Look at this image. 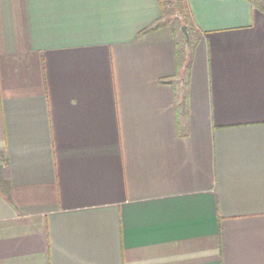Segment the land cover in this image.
I'll use <instances>...</instances> for the list:
<instances>
[{
	"label": "crops",
	"instance_id": "crops-1",
	"mask_svg": "<svg viewBox=\"0 0 264 264\" xmlns=\"http://www.w3.org/2000/svg\"><path fill=\"white\" fill-rule=\"evenodd\" d=\"M162 1L0 0V264H264V12Z\"/></svg>",
	"mask_w": 264,
	"mask_h": 264
},
{
	"label": "rangeland",
	"instance_id": "rangeland-1",
	"mask_svg": "<svg viewBox=\"0 0 264 264\" xmlns=\"http://www.w3.org/2000/svg\"><path fill=\"white\" fill-rule=\"evenodd\" d=\"M167 2V12L169 13V22L173 24L178 34L179 53L182 55V59L187 60L190 53L189 43H185V36L181 31L180 16L184 15L183 0H165ZM183 10V11H182ZM180 13V14H179Z\"/></svg>",
	"mask_w": 264,
	"mask_h": 264
},
{
	"label": "trees",
	"instance_id": "trees-1",
	"mask_svg": "<svg viewBox=\"0 0 264 264\" xmlns=\"http://www.w3.org/2000/svg\"><path fill=\"white\" fill-rule=\"evenodd\" d=\"M169 1L170 0H168V2ZM248 1L251 2L255 7H257L258 9H260L261 11L264 12V0H248ZM162 5H163V7L165 9V6L167 5V2L165 0H163L162 1ZM186 8H187L186 7V2H185V0H183L184 15H179L180 16V24L187 26L188 19H187V10H186Z\"/></svg>",
	"mask_w": 264,
	"mask_h": 264
},
{
	"label": "water",
	"instance_id": "water-1",
	"mask_svg": "<svg viewBox=\"0 0 264 264\" xmlns=\"http://www.w3.org/2000/svg\"><path fill=\"white\" fill-rule=\"evenodd\" d=\"M181 31L183 32L186 41H188V40H189V36H188V32H187L186 25H182V26H181Z\"/></svg>",
	"mask_w": 264,
	"mask_h": 264
},
{
	"label": "built area",
	"instance_id": "built-area-1",
	"mask_svg": "<svg viewBox=\"0 0 264 264\" xmlns=\"http://www.w3.org/2000/svg\"><path fill=\"white\" fill-rule=\"evenodd\" d=\"M5 165L4 161L2 160V158H0V169Z\"/></svg>",
	"mask_w": 264,
	"mask_h": 264
}]
</instances>
